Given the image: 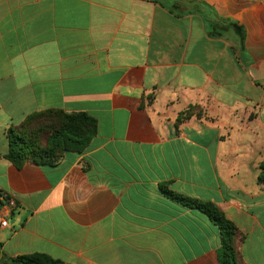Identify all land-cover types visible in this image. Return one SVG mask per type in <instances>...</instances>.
Listing matches in <instances>:
<instances>
[{
	"label": "crops",
	"instance_id": "crops-1",
	"mask_svg": "<svg viewBox=\"0 0 264 264\" xmlns=\"http://www.w3.org/2000/svg\"><path fill=\"white\" fill-rule=\"evenodd\" d=\"M0 0V228L10 258L220 264L214 205L241 264H264V0ZM85 113L96 134L54 165L4 159L33 113Z\"/></svg>",
	"mask_w": 264,
	"mask_h": 264
},
{
	"label": "trees",
	"instance_id": "trees-1",
	"mask_svg": "<svg viewBox=\"0 0 264 264\" xmlns=\"http://www.w3.org/2000/svg\"><path fill=\"white\" fill-rule=\"evenodd\" d=\"M158 4L176 17L190 13L192 0H147ZM96 134V121L85 113H65L62 110H45L28 115L6 133L8 150L3 156L20 168L25 163L54 165L65 152L81 153ZM259 182H264V162L260 165ZM166 194L184 206L203 212L219 228L221 246L217 251L220 264H241L237 250L240 239L236 228L225 219L214 205ZM0 264H66L42 253L7 257L0 244Z\"/></svg>",
	"mask_w": 264,
	"mask_h": 264
},
{
	"label": "built area",
	"instance_id": "built-area-1",
	"mask_svg": "<svg viewBox=\"0 0 264 264\" xmlns=\"http://www.w3.org/2000/svg\"><path fill=\"white\" fill-rule=\"evenodd\" d=\"M14 208H16L14 197L0 193V228L8 226L7 217Z\"/></svg>",
	"mask_w": 264,
	"mask_h": 264
}]
</instances>
